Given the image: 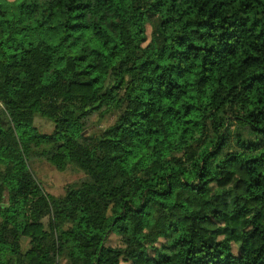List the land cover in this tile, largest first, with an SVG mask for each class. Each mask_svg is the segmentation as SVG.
<instances>
[{
  "label": "trees",
  "instance_id": "1",
  "mask_svg": "<svg viewBox=\"0 0 264 264\" xmlns=\"http://www.w3.org/2000/svg\"><path fill=\"white\" fill-rule=\"evenodd\" d=\"M62 255L264 264V0H0V264Z\"/></svg>",
  "mask_w": 264,
  "mask_h": 264
},
{
  "label": "rangeland",
  "instance_id": "2",
  "mask_svg": "<svg viewBox=\"0 0 264 264\" xmlns=\"http://www.w3.org/2000/svg\"><path fill=\"white\" fill-rule=\"evenodd\" d=\"M151 33V27L148 26V34ZM116 115L100 116L99 114L91 117L86 125L87 133L99 132L100 130L112 125L116 120ZM35 125L42 132H52L54 124L43 117L37 116ZM29 166L33 175L43 189L50 195L55 197L64 196L66 188L69 184L80 181L86 178V175L76 166L70 164L64 170L58 169L50 161L42 155H39L35 150L29 160ZM47 231H49V217L42 220ZM107 244L110 246H122L121 238L116 234H110ZM32 247L31 239L29 237H22L21 248L22 254H26ZM55 264H69L65 256H57Z\"/></svg>",
  "mask_w": 264,
  "mask_h": 264
},
{
  "label": "clouds",
  "instance_id": "3",
  "mask_svg": "<svg viewBox=\"0 0 264 264\" xmlns=\"http://www.w3.org/2000/svg\"><path fill=\"white\" fill-rule=\"evenodd\" d=\"M113 63H115V61H114ZM89 106H90V105H89Z\"/></svg>",
  "mask_w": 264,
  "mask_h": 264
}]
</instances>
